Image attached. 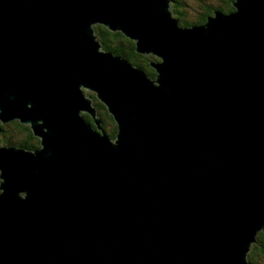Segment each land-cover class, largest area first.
<instances>
[{
	"label": "water",
	"instance_id": "obj_1",
	"mask_svg": "<svg viewBox=\"0 0 264 264\" xmlns=\"http://www.w3.org/2000/svg\"><path fill=\"white\" fill-rule=\"evenodd\" d=\"M171 5L0 0V134L19 121L40 140L0 146V264H250L264 233V0L187 28ZM97 25L156 55V78L104 51Z\"/></svg>",
	"mask_w": 264,
	"mask_h": 264
},
{
	"label": "trees",
	"instance_id": "obj_2",
	"mask_svg": "<svg viewBox=\"0 0 264 264\" xmlns=\"http://www.w3.org/2000/svg\"><path fill=\"white\" fill-rule=\"evenodd\" d=\"M173 5L172 13H175V18L180 21L182 27H192L195 25L206 24L208 17L213 16L215 10H220L226 15L235 11L233 3L235 0H220L222 4H217L219 7L214 8V6L203 5L200 6L198 13L199 16L196 21L190 20V15L186 14L183 10L186 8V0H171ZM220 3V2H219ZM172 10V8H171ZM96 35L100 43L102 44V49L107 52H111L117 56L126 57L134 66L143 69L148 76L151 78H156V73L153 68H151V61H158L157 58L153 56H146L140 54L136 50V42L127 38L122 32H113L104 26H96ZM94 99V105L103 121V129L115 139L117 135V124L113 117L108 113L107 108L101 104L94 95H90ZM86 119L94 124V120L89 115H85ZM107 121V124L106 122ZM112 129H108L107 125ZM0 146H8L17 149H25L34 151L40 147V140L34 136L30 126L21 124L19 121H13L9 124L2 126V133L0 134ZM1 184V180H0ZM259 244L255 246L254 256L257 258L264 257V233H260L258 236ZM258 252V254H257ZM260 260V259H259ZM250 264H256V262L248 257Z\"/></svg>",
	"mask_w": 264,
	"mask_h": 264
},
{
	"label": "rangeland",
	"instance_id": "obj_3",
	"mask_svg": "<svg viewBox=\"0 0 264 264\" xmlns=\"http://www.w3.org/2000/svg\"><path fill=\"white\" fill-rule=\"evenodd\" d=\"M220 2V3H219ZM203 3H206V5L208 6V5H211V6H214V8H218L219 6L217 5V4H222L221 3V1L220 0H186V8H184V12L186 13V14H189L190 15V20H192V21H196L197 20V18H198V16H199V14L200 13H198V10H199V8H200V6L201 5H203ZM172 5H173V3H172ZM171 5V6H172ZM172 8V11H173V7H171ZM216 11H220V10H216ZM174 12V11H173ZM174 15V17H175V13L173 14ZM179 21V20H178ZM179 23H180V21H179ZM98 26V25H97ZM180 26H181V24H180ZM96 27V26H95ZM182 27V26H181ZM188 27V26H187ZM187 27H183V28H187ZM155 57H156V55H155ZM157 58V57H156ZM136 67V66H135ZM87 94H90V95H94L95 96V98H97L96 97V95L94 94V92H86ZM89 96V95H88ZM98 99V98H97ZM99 101V100H98ZM100 102V101H99ZM101 103V102H100ZM106 122V124H107V121H105ZM102 124H103V121H102ZM110 125L108 124L107 125V127H108V129H112V128H110L109 127ZM258 236H259V234H258ZM258 236H257V241L256 242H254V243H251V245H250V252L248 253V257H250V258H252L255 262H256V264H264V257L262 258V257H260V258H257V256H254V254H256V252H255V246L257 245V244H259V240H258ZM257 254H258V252H257ZM260 259V260H259Z\"/></svg>",
	"mask_w": 264,
	"mask_h": 264
},
{
	"label": "bare ground",
	"instance_id": "obj_4",
	"mask_svg": "<svg viewBox=\"0 0 264 264\" xmlns=\"http://www.w3.org/2000/svg\"><path fill=\"white\" fill-rule=\"evenodd\" d=\"M143 55H146V56H153L154 58H156L155 55H152V54H149V55H147V54H143ZM157 60H158V59H157Z\"/></svg>",
	"mask_w": 264,
	"mask_h": 264
}]
</instances>
